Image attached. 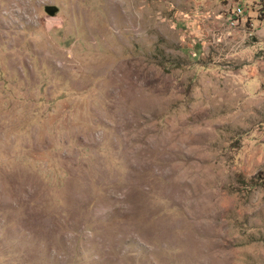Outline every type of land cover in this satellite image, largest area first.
I'll use <instances>...</instances> for the list:
<instances>
[{"label":"rangeland","instance_id":"obj_1","mask_svg":"<svg viewBox=\"0 0 264 264\" xmlns=\"http://www.w3.org/2000/svg\"><path fill=\"white\" fill-rule=\"evenodd\" d=\"M261 18L0 0V264H264Z\"/></svg>","mask_w":264,"mask_h":264},{"label":"water","instance_id":"obj_2","mask_svg":"<svg viewBox=\"0 0 264 264\" xmlns=\"http://www.w3.org/2000/svg\"><path fill=\"white\" fill-rule=\"evenodd\" d=\"M44 10L49 15H54L58 11V7L55 5H45Z\"/></svg>","mask_w":264,"mask_h":264},{"label":"trees","instance_id":"obj_3","mask_svg":"<svg viewBox=\"0 0 264 264\" xmlns=\"http://www.w3.org/2000/svg\"><path fill=\"white\" fill-rule=\"evenodd\" d=\"M259 4H264V0H257Z\"/></svg>","mask_w":264,"mask_h":264},{"label":"crops","instance_id":"obj_4","mask_svg":"<svg viewBox=\"0 0 264 264\" xmlns=\"http://www.w3.org/2000/svg\"><path fill=\"white\" fill-rule=\"evenodd\" d=\"M256 1H257V0H255V2H256ZM257 2H258V1H257ZM241 17H242V15H241ZM244 20H245V19H244ZM237 21H239V20H237ZM261 21H262V22H261ZM261 21H260V22H261L262 24H264V21H263L262 18H261ZM237 25H238V24H237Z\"/></svg>","mask_w":264,"mask_h":264},{"label":"built area","instance_id":"obj_5","mask_svg":"<svg viewBox=\"0 0 264 264\" xmlns=\"http://www.w3.org/2000/svg\"><path fill=\"white\" fill-rule=\"evenodd\" d=\"M263 21H264V19H263ZM232 23H234V22L232 21Z\"/></svg>","mask_w":264,"mask_h":264}]
</instances>
